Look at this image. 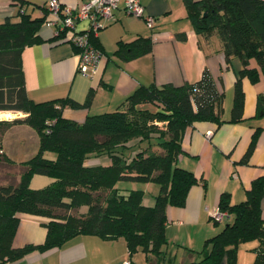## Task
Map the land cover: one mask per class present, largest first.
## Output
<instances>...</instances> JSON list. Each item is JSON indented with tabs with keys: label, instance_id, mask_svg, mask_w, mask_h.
Listing matches in <instances>:
<instances>
[{
	"label": "trees",
	"instance_id": "16d2710c",
	"mask_svg": "<svg viewBox=\"0 0 264 264\" xmlns=\"http://www.w3.org/2000/svg\"><path fill=\"white\" fill-rule=\"evenodd\" d=\"M18 19L0 21V112H20L23 117L0 119V264H11L32 251L61 247L80 235L103 240H124L128 256L141 251L154 264L164 260L166 209L183 207L189 189L197 184L193 172L179 167L184 153L181 139L196 122L225 121L220 116L222 94L204 69L193 83L175 86H139L112 112L87 116L83 122L68 119L63 110L87 109L90 91L83 103L70 98L34 102L27 96L21 67V53L42 42L39 29L47 20L45 4L36 5L42 16L32 17L27 2L12 0ZM197 35L208 40L216 36L225 62H240L235 73L233 103L228 122L242 120V80L255 83L264 74V0H183ZM69 34L53 35L54 42L69 41ZM91 43L98 46L95 37ZM151 51L149 38L118 42L114 56L129 61ZM15 125H26L38 136V149L29 159L15 162L2 152L3 135ZM249 144L242 162L253 148ZM157 150V151H156ZM106 156L107 165L90 164ZM34 175L52 181L39 189L30 188ZM119 181L152 183L157 192L153 205L144 206V191L123 193ZM264 176L252 180L243 201L233 204L227 193L219 197L217 209L228 219L220 231L206 239L195 252L192 264H237L241 244L256 241L255 264H264ZM86 210L79 213L81 208ZM46 221L45 237L39 244L13 246L20 216ZM208 248V250H206Z\"/></svg>",
	"mask_w": 264,
	"mask_h": 264
},
{
	"label": "crops",
	"instance_id": "0c3cea01",
	"mask_svg": "<svg viewBox=\"0 0 264 264\" xmlns=\"http://www.w3.org/2000/svg\"><path fill=\"white\" fill-rule=\"evenodd\" d=\"M26 11L32 17L42 16L36 5L49 0H24ZM63 6L76 8L88 0H58ZM145 13L154 18L151 29L145 23L127 14L124 0L114 10L115 20L99 29L95 35L103 57L93 78L77 73V48L69 41L54 42L53 27L43 23L39 29L42 42L25 47L21 53V67L25 90L29 99L44 102L70 98L78 103L92 92L87 109H64L63 115L79 123L90 115L114 111L139 86L196 82L206 69L222 94L220 116L225 121L196 122L187 127L181 139L184 151L177 165L194 173L198 179L187 194L183 207L166 209L165 235L168 245L161 264H192L200 259L195 252L203 248L204 241L222 228L210 217L217 208L222 193L230 196L233 204L244 200L252 180L264 176V74L257 82L242 80L244 107L242 120L228 122L233 103L235 73L240 62L232 59L227 64L218 38L208 40L196 34L183 0H140ZM5 17L18 19L17 6L12 0H0V21ZM51 16L48 13L47 19ZM88 27L86 21L76 31ZM138 38H149L151 51L129 61L114 56L118 42L130 43ZM214 41V42H212ZM0 119L11 120L20 112L3 111ZM24 116V114H23ZM210 132V135H207ZM254 139V148L246 162L242 158ZM2 152L15 162L32 157L38 149V136L26 125L11 127L2 137ZM90 164L107 165L106 156L92 158ZM52 179L34 175L30 188L39 189ZM144 184L142 204L152 206L157 186ZM264 217V198L260 202ZM45 220L29 215L20 216L13 246L39 244L45 237ZM257 242L241 244L237 251V264H255L254 248ZM208 250V248H206ZM154 264L151 257L137 251L128 256L122 239L103 240L93 235L76 236L61 247L49 251H32L11 264ZM225 264V263H221Z\"/></svg>",
	"mask_w": 264,
	"mask_h": 264
},
{
	"label": "built area",
	"instance_id": "2783aa9c",
	"mask_svg": "<svg viewBox=\"0 0 264 264\" xmlns=\"http://www.w3.org/2000/svg\"><path fill=\"white\" fill-rule=\"evenodd\" d=\"M119 1L88 0L76 8L63 6L58 0L46 2L47 11L51 17L45 21V25L53 27L54 35L58 36L63 32L69 34V42L78 51L77 73L85 78H93L103 57L101 50L93 45L90 39L95 37L99 29L115 20L113 12ZM124 9L127 14L142 20L147 28L153 27L154 18L145 13L140 0H124ZM81 21H86L88 27L83 31H76V26ZM210 134L208 132L207 135ZM210 215L215 221L228 219L227 213L221 212L217 208L213 209ZM123 264H130V262L127 261Z\"/></svg>",
	"mask_w": 264,
	"mask_h": 264
},
{
	"label": "rangeland",
	"instance_id": "374dc122",
	"mask_svg": "<svg viewBox=\"0 0 264 264\" xmlns=\"http://www.w3.org/2000/svg\"><path fill=\"white\" fill-rule=\"evenodd\" d=\"M213 38L216 40L217 37L215 36ZM212 42H214V41H212ZM11 116H13V115L11 113H9V115L7 117H5L4 115H1L0 117L9 118ZM19 117H23V114L22 113H17L14 118H19ZM148 184H151L150 186H152V185L155 186L152 183H148ZM143 186H144V184L143 183H139V182L119 181L117 183V188L120 189L123 193H126L127 191L132 190V189H140ZM85 210L86 209L83 207V208H81L79 210V213H83Z\"/></svg>",
	"mask_w": 264,
	"mask_h": 264
}]
</instances>
